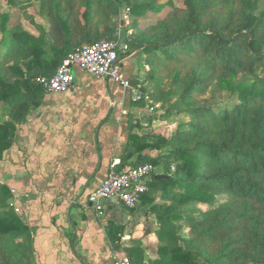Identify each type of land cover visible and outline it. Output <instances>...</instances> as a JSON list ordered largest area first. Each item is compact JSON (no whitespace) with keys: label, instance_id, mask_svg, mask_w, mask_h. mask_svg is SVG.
I'll list each match as a JSON object with an SVG mask.
<instances>
[{"label":"trees","instance_id":"16d2710c","mask_svg":"<svg viewBox=\"0 0 264 264\" xmlns=\"http://www.w3.org/2000/svg\"><path fill=\"white\" fill-rule=\"evenodd\" d=\"M159 1L8 0L39 35L0 10V159L47 92L38 78L51 77L84 44L118 39L114 20L126 6L135 32L123 27L129 49L119 56L138 52L146 75L138 89L153 100L134 105L166 107L176 98L168 115L188 116L171 136L145 131L142 119L130 117L115 168L164 169V177L153 171L142 196L153 203L160 192L164 200L151 207L165 257L159 264H264V0ZM34 2L47 28L28 13ZM166 8L157 22L140 26L138 18ZM210 90L236 95L237 103L216 108L200 98ZM11 199L0 179V264H32V230ZM123 230L108 225L113 244Z\"/></svg>","mask_w":264,"mask_h":264},{"label":"crops","instance_id":"0c3cea01","mask_svg":"<svg viewBox=\"0 0 264 264\" xmlns=\"http://www.w3.org/2000/svg\"><path fill=\"white\" fill-rule=\"evenodd\" d=\"M25 29L39 35L35 28ZM133 55L139 54L121 59L123 72L138 88L145 79L140 64L128 66ZM131 95L109 79L76 70L67 91L44 93L18 126L13 145L0 159V179L32 230V264H113L125 255L135 264L165 260L151 208L164 202L160 192L153 203L141 199L134 209L117 199L106 201L101 213L88 199L120 163L130 117L147 123L148 108L134 105ZM163 172L162 166L154 168L157 177ZM111 223L124 229L115 244L107 234Z\"/></svg>","mask_w":264,"mask_h":264},{"label":"built area","instance_id":"2783aa9c","mask_svg":"<svg viewBox=\"0 0 264 264\" xmlns=\"http://www.w3.org/2000/svg\"><path fill=\"white\" fill-rule=\"evenodd\" d=\"M130 17V8L126 7L117 30L118 39L100 40L82 45L68 54L51 77H40L38 82L47 92H65L76 81V70H82L95 78H106L117 83L124 92H131L133 102L144 100L152 104L151 97L135 88L132 81L123 72L119 52H126L129 49L122 36V31ZM156 107L157 104L151 105L149 109L154 110ZM153 171L154 167L149 163L120 171L112 170L90 193L88 198L90 204L99 213L104 210V202L112 199L119 200L128 209L136 208L140 204L142 196L148 191V181ZM113 264L134 263L129 256L125 255L115 257Z\"/></svg>","mask_w":264,"mask_h":264},{"label":"rangeland","instance_id":"374dc122","mask_svg":"<svg viewBox=\"0 0 264 264\" xmlns=\"http://www.w3.org/2000/svg\"><path fill=\"white\" fill-rule=\"evenodd\" d=\"M167 0H160L159 2H166ZM176 5H181L182 0H173ZM20 6L12 5L8 2V0H0V10L1 11H7L11 15L12 22H18L23 25L24 28L27 29H34L33 25L28 21L23 12L19 8ZM126 6H124L121 10V14L117 16L114 20L116 28L120 27L121 24V18L124 14ZM27 11L30 15L34 17V19H37L40 22H43L44 24L47 22L46 17L40 12V5L38 2H34L30 4L27 8ZM168 11V8H166L162 13H149L147 17L138 18V22L141 27H146L150 24H153L157 22L160 18H162ZM135 22V18L131 15L128 23H126L127 28V34H132L135 32V27L133 26ZM122 36L125 39V32L122 31ZM119 38V37H118ZM117 39V38H116ZM132 61L128 62V66L132 68L133 66L137 69L138 65L141 64L140 60L141 58L139 55H133ZM148 68V67H147ZM142 76L145 77V71L142 72ZM137 85V84H136ZM135 85V87H136ZM137 88V87H136ZM138 89V88H137ZM200 98H207L209 102L213 103L216 108L227 106V105H233L237 103V96L229 94L226 91H220V90H210L205 95L201 96ZM176 98L172 100L170 104H172ZM157 107L154 110L147 109L148 112L144 113L147 119H151L149 123H145L146 129L145 131H154L158 134H162L165 136H171L179 124L184 123L188 121V116L185 113L177 114L172 113L169 114V105L166 107H162V104L156 103ZM155 104V105H156ZM0 111H2V108H0ZM187 230H184V234H186Z\"/></svg>","mask_w":264,"mask_h":264},{"label":"water","instance_id":"95a60500","mask_svg":"<svg viewBox=\"0 0 264 264\" xmlns=\"http://www.w3.org/2000/svg\"><path fill=\"white\" fill-rule=\"evenodd\" d=\"M160 177H164L163 175H161Z\"/></svg>","mask_w":264,"mask_h":264},{"label":"clouds","instance_id":"9594fccd","mask_svg":"<svg viewBox=\"0 0 264 264\" xmlns=\"http://www.w3.org/2000/svg\"><path fill=\"white\" fill-rule=\"evenodd\" d=\"M154 238V237H153Z\"/></svg>","mask_w":264,"mask_h":264}]
</instances>
